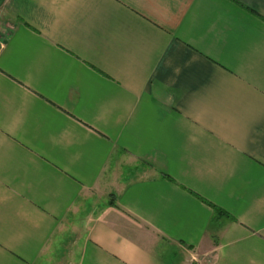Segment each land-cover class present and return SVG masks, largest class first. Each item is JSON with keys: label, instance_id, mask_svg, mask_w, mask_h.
<instances>
[{"label": "crops", "instance_id": "0c3cea01", "mask_svg": "<svg viewBox=\"0 0 264 264\" xmlns=\"http://www.w3.org/2000/svg\"><path fill=\"white\" fill-rule=\"evenodd\" d=\"M0 264H264V0H0Z\"/></svg>", "mask_w": 264, "mask_h": 264}]
</instances>
